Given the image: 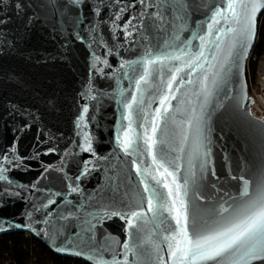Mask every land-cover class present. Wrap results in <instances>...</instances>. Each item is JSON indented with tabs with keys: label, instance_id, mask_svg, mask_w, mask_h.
Instances as JSON below:
<instances>
[{
	"label": "water",
	"instance_id": "95a60500",
	"mask_svg": "<svg viewBox=\"0 0 264 264\" xmlns=\"http://www.w3.org/2000/svg\"><path fill=\"white\" fill-rule=\"evenodd\" d=\"M16 2L18 0H9L8 7L0 6V163H3L4 155L13 161L4 165L8 168L5 175L12 181L11 185L0 181V235L29 232L53 253L79 257L92 264L87 259L90 253L86 248L81 256L72 254L81 250L75 245L83 236L80 221L74 216L83 218L85 212L99 211L101 204L115 201L118 205L126 192L131 193L136 189L143 191L140 177H137L131 165L135 157L126 156L116 141L118 127L121 123H127L121 120V113L125 110L118 101L132 94L138 99L142 95V107L149 122L160 107V93L156 91L159 77L150 76L147 83L141 82V91L137 93L135 80L138 75L127 67L122 69L120 65L139 59L147 46L153 50L157 46L163 48L172 35L169 24L171 16L165 14L162 25H153L151 19H146L145 27L125 39L122 28L117 30L112 27L109 20L111 9L102 8L100 17H96L89 8H81L78 12L61 17L60 12L49 6L48 0H22L26 7L20 13L14 8ZM156 2L162 3V0ZM188 2L192 5L189 26L195 29L197 22L205 21L210 15L205 6L219 0ZM147 11L155 12V9ZM262 12L257 14L255 38L242 61V70H234L227 84L232 99L225 100L221 94L219 101L225 107L212 117V162L225 186L222 191L228 190L232 194H236L237 187L235 181L228 180L230 170L233 175H239L240 169L247 163V175L254 178L264 163V128L260 127L264 120L253 116L249 110L252 98H247L249 84L246 73ZM73 15H79L83 23L77 25L70 20L69 16ZM101 18L103 23H99ZM90 28H96V31L90 32ZM190 39V30L181 33V40ZM209 40L206 41L204 57L199 60L203 67L195 70L185 67L180 73L185 81L191 79L197 83L179 86V91H176L178 85H173L171 95L177 99L170 98L168 103L169 112L176 121L184 119L187 111L197 103L192 92L198 91V81L204 75L211 78V73L219 69L224 52L220 53V59H213L216 34ZM226 44L227 38L222 47L226 48ZM199 46V40H192V51H197ZM96 56L101 57V61H96ZM204 58H207V63ZM105 59L110 67L102 63ZM142 71L141 67H137L138 73ZM125 72L132 77L131 83L125 77ZM84 106L89 111L84 114L78 128V118ZM246 113H250L251 118ZM157 124L169 130L173 127L172 120H168L166 125L162 121H157ZM85 134L92 138L91 152L83 151L80 147ZM158 136L164 138L160 133ZM160 147L158 144L157 150ZM163 148L167 151L168 145H163ZM140 159L147 161L142 167L151 166V156L147 153ZM86 162L88 170L82 175ZM162 172L163 169L160 170ZM160 173L153 174L160 179ZM145 179L152 183L150 177ZM69 184L79 185V192L69 195ZM159 188L167 194L163 185ZM205 193L214 202L216 197L208 188ZM49 199L56 203L48 204ZM45 204H48L47 208L43 207ZM81 204H84L83 211H80ZM61 215L69 219L61 220ZM45 220L48 222L44 223ZM105 237L115 238L122 244L127 239L125 222L119 217H112L98 224L97 241H103ZM56 247H67L68 251L57 252ZM106 258L110 259V256L106 255Z\"/></svg>",
	"mask_w": 264,
	"mask_h": 264
},
{
	"label": "snow or ice",
	"instance_id": "6c2138e0",
	"mask_svg": "<svg viewBox=\"0 0 264 264\" xmlns=\"http://www.w3.org/2000/svg\"><path fill=\"white\" fill-rule=\"evenodd\" d=\"M48 3L60 12L61 17L78 12L81 8H89L96 17H100L102 8L111 9L109 20L112 27L117 30L122 28L125 39L145 27L146 19H151L153 25H162L165 14H170L169 24L172 26V35L163 48L157 46L153 50L147 46L139 59L120 65L122 69L127 67L138 75L135 80L137 93L141 91V82L147 83L150 76L159 77L156 91L160 93V107L150 122L142 107V95L138 99L135 94L123 97L121 93L123 99L118 101L125 110L121 113V120L127 123H121L118 127L116 141L126 156L135 157L131 165L137 177H140L143 191L136 189L131 193L126 192L118 205L115 201L101 204L99 211L85 212L83 218L74 216L80 221L83 236L75 245L81 250L72 254L81 256L86 248L90 253L87 259L92 264H264V163L254 178L247 175V163L240 169L239 175H233L230 170L228 180L235 181L237 187L236 194H232L228 190L222 191L225 186L212 162V117L225 107L219 101L221 94L225 100L232 99L227 84L234 70H242V61L255 38L257 14L264 10V0H219L218 3L206 5L210 15L205 21L197 22L195 29L189 26L192 5L188 0H162V3L156 0H64L63 3L48 0ZM8 5L9 0H0V6L6 8ZM24 7L22 0L14 4L18 13L23 12ZM153 8L155 12L147 11ZM69 19L77 25L83 23L79 15L69 16ZM103 22L101 18L99 23ZM189 30L192 39L181 40V33ZM89 31L94 32L96 28ZM214 33L217 43L213 59H220V53L224 52L219 69L211 73V78L204 75L198 81V91L192 92L197 103L187 111L184 119L176 121L169 112L168 103L170 98L177 99L171 95L173 85H178L176 91H179V86L197 83L191 79L185 81L180 73L185 67L190 70L203 67L199 60L204 57L206 41L210 42L209 38ZM225 38L226 48L222 47ZM192 40L200 41L197 51H192ZM95 60L99 62L101 57L96 56ZM165 61L170 63L166 64ZM172 61L180 63L171 64ZM204 62L207 63V58H204ZM102 63L110 67L106 59ZM93 67L96 65L93 64ZM137 67L143 69L142 73L137 72ZM124 75L131 83L132 77L127 72ZM188 75H191V71ZM88 111L87 106L82 108L78 128ZM246 115L251 118L250 113ZM168 120L173 122L171 130L157 124V121H162L166 125ZM260 127L264 128V124ZM158 133L164 138L161 139ZM158 144L161 145L159 150ZM165 144L168 145L167 151L163 148ZM80 147L83 151L91 152L92 138L85 134ZM12 151L15 152V149ZM145 153L151 156V166L142 167L147 163L140 159ZM172 153L176 155L172 156ZM2 160L0 181L11 185L12 181L5 175L8 168L4 165L13 161L8 155H4ZM87 163L82 175L87 173ZM154 172L160 173V179ZM145 177H150L152 183ZM209 177L212 179L209 180ZM160 185L167 189L166 195L160 191ZM206 188L216 197L214 202L209 200ZM75 192H79V185L69 184L68 194ZM55 203L52 199L48 201V204ZM48 204L43 207L47 208ZM83 209L84 204H81L80 211ZM112 217H119L125 222L127 239L122 244L112 237L97 241L98 224ZM60 219L68 220L69 217L61 215ZM166 224L167 227H164ZM45 235H48L47 232ZM77 235L80 236V233ZM52 241L55 244V236ZM55 250L66 252L68 248L56 247ZM162 252L164 255H161Z\"/></svg>",
	"mask_w": 264,
	"mask_h": 264
},
{
	"label": "trees",
	"instance_id": "16d2710c",
	"mask_svg": "<svg viewBox=\"0 0 264 264\" xmlns=\"http://www.w3.org/2000/svg\"><path fill=\"white\" fill-rule=\"evenodd\" d=\"M254 58L248 61L247 79L249 75L256 79V70L259 60L264 56V34L262 40L253 49ZM11 253L12 257L19 263L25 264L29 261L32 264H69L68 260L53 253L39 240L35 244L24 237L23 231L7 233L0 241V255ZM33 258L35 260H33ZM89 264V263H85Z\"/></svg>",
	"mask_w": 264,
	"mask_h": 264
},
{
	"label": "built area",
	"instance_id": "2783aa9c",
	"mask_svg": "<svg viewBox=\"0 0 264 264\" xmlns=\"http://www.w3.org/2000/svg\"><path fill=\"white\" fill-rule=\"evenodd\" d=\"M263 34H264V10L258 19L257 37H256L255 46L262 40ZM253 49L249 54L248 61L254 58ZM248 84H249V91L247 98H252V101L249 104V110L253 116L264 120V72H262L261 70V74L255 80L252 78L251 75H249ZM4 235L5 234L0 235V241L2 240ZM24 237L29 239L32 244H35L36 241H38V239L29 232H24ZM62 257L67 259L69 264L88 263L79 257H71V256L70 257L62 256ZM33 260L35 259L33 258ZM0 264H19V263L12 257L11 253L7 252L4 255L2 254L0 255ZM25 264H32V262L29 261L28 263Z\"/></svg>",
	"mask_w": 264,
	"mask_h": 264
},
{
	"label": "rangeland",
	"instance_id": "374dc122",
	"mask_svg": "<svg viewBox=\"0 0 264 264\" xmlns=\"http://www.w3.org/2000/svg\"><path fill=\"white\" fill-rule=\"evenodd\" d=\"M261 66H262V69H261ZM261 70H262V72H264V56H262V58L258 62V66H257V70H256V78H258L259 75L261 74Z\"/></svg>",
	"mask_w": 264,
	"mask_h": 264
}]
</instances>
